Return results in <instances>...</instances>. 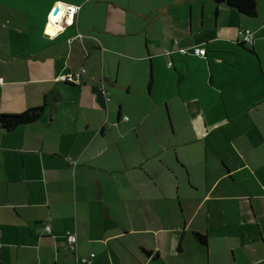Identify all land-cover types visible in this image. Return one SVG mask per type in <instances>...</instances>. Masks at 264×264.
<instances>
[{
  "label": "crops",
  "instance_id": "0c3cea01",
  "mask_svg": "<svg viewBox=\"0 0 264 264\" xmlns=\"http://www.w3.org/2000/svg\"><path fill=\"white\" fill-rule=\"evenodd\" d=\"M57 6L64 10L58 30L51 33L48 17ZM245 28L253 34L248 48L240 46L238 36ZM201 45L204 58L192 53ZM182 48L188 50L183 55L178 53ZM209 53L219 56L214 63L225 79L231 76L238 88L249 82L252 87L219 90L223 102L218 109L228 120L212 129L204 119L209 93L186 102L181 92V105L204 120L203 129L193 122L191 128L206 137L208 130L255 116L251 120L264 132V0L256 17L219 0H0V114H20L53 97L37 121L12 131L0 126V264H211L212 243L230 249L236 264H264V211L255 202L264 199V182L258 178L260 190L250 197L253 218L239 202L230 222L216 202L243 198L233 193L235 182L247 195L248 176L234 178L246 167L227 165L214 174L215 182L207 170L202 211L206 215L215 205L222 214L215 226L225 232L210 235L209 215L205 229L192 231L189 207L180 196L169 202L144 167L151 156H143L139 165L140 122L125 112L128 94H142L147 85L171 125L169 98L154 97L151 90L155 84L181 90L190 74L182 60L194 58L201 66L198 80L205 73L213 87L219 79ZM124 54L139 62V72L133 70L130 78L120 59ZM148 61L150 78L144 69ZM83 69L78 86L57 81ZM182 168L188 178L187 167ZM228 177L234 180L222 182ZM254 225L262 242L254 232L249 237V230L241 231ZM165 230L176 237L164 236ZM190 232L193 257L185 255L183 245L192 243ZM197 234L206 237L205 245ZM68 235L77 237L74 251ZM241 253L247 263H240Z\"/></svg>",
  "mask_w": 264,
  "mask_h": 264
},
{
  "label": "rangeland",
  "instance_id": "374dc122",
  "mask_svg": "<svg viewBox=\"0 0 264 264\" xmlns=\"http://www.w3.org/2000/svg\"><path fill=\"white\" fill-rule=\"evenodd\" d=\"M200 47L203 49L202 45ZM209 54L211 56L210 61L213 63L215 60H220L219 56H214L213 53ZM129 57H131L129 54L128 56L124 54L120 59L122 63L126 65V72L130 78L133 70L139 72V62L131 61ZM222 57L223 59H229L226 58L225 55ZM197 62V58L182 60V63H188L190 68V74L182 88L183 90H180L176 85L164 87L163 85L157 84H155L154 89L151 90V94L154 97L166 95L169 98L174 126H172V119L171 125L168 122L169 116L164 105L156 104L152 99L153 97L148 94L147 85L142 94L136 91L128 94L124 102V108L128 116L132 117L134 115L140 122L139 165L145 161L143 156H151L144 167L153 174V179L159 185L160 190L167 192L165 194L169 202H172L173 199L176 202L177 197L180 196L179 201H181L182 205L184 203L189 207L190 215L192 216V220L189 221V224L192 227V231L194 230V232L198 233L197 231L200 228L205 229L203 220L207 219L209 215L210 222L207 226V230H209L210 235L212 237L223 236L225 228L215 226L217 224L216 220L222 218V214L216 209V206L214 205V208H210V211L206 215L202 211L201 202H206L204 198L206 197L207 170L209 177H213V181L215 182L217 181V177L214 174L221 173L227 165L233 167H237L241 163L245 165L246 169L235 175L234 178L243 181L240 177L241 174L248 176L250 184L247 185V195L244 194L243 191L237 189L235 182L234 190L236 191H233V193L243 198L239 201L230 200L216 203H218V206L222 209L223 218L228 219L230 222L234 221V217H237L234 208H236L239 202L244 209L246 205L247 215L253 218L248 205L250 203V197L252 195H257L260 190L257 184L258 178L264 182V174H262L264 172V132H262L261 128L257 127L251 120L252 117H257L246 116L233 125L223 126L221 130H208V135L206 137L202 135L198 136L199 134L194 131L191 126L193 122L196 125H200V129H203V125H201L204 121L202 114L194 115L190 108L181 105V92L184 94L186 102L199 101L200 97H203L204 92L209 93L207 100L204 101L208 106L204 114V119L207 127H209L207 129H212L215 125L228 120L227 116L221 114L218 109L219 103L222 104L223 102L221 98L222 94L219 90H222L224 93H226L225 89L232 92L244 91L251 90L252 86L249 82L246 88H243V86L238 88V83H235V79L231 76L225 79L214 63L213 75L219 80H216L214 86L211 87L209 85V76L205 73L201 74V81L198 80L201 66L200 63ZM112 63L114 65V73H116L117 64L116 62ZM146 63L144 69L146 70L147 78H150V61ZM207 69H209L208 66ZM153 75L154 74H152V76ZM116 107H118L117 104ZM172 127H175L174 131ZM186 141H190L189 144H186ZM160 159H162L167 166L160 165ZM182 167H187L188 178H186L185 174L187 173L184 172ZM173 174H179L178 179H175ZM187 179L190 182H188ZM229 180L234 179H229L228 177L227 180L222 182H229ZM189 186L196 189V191L191 190ZM244 196L246 197L244 198ZM185 201H187L186 203L188 204H186ZM255 202L256 206L264 211V199H257ZM179 203H176L178 209H180ZM212 203L216 204L214 201H208L207 204L211 205ZM165 206L166 203L159 207V209L162 210V212L159 211L162 216L166 213L164 211ZM184 215H186V217L189 215L188 209L184 211ZM241 231L245 233L248 232L249 237L250 233L254 232L262 242V236L258 234L256 225L249 228L244 227ZM203 232H206V230H203ZM192 234L193 232L189 234L191 238L190 242L192 243L189 244L186 241L183 244L185 255L188 257L195 256ZM163 235L176 237V235L167 230L163 231ZM212 246L211 264H236V261L232 259L234 255H232L230 249L223 250L213 243ZM238 258L240 263L248 262L246 253H241V255H238Z\"/></svg>",
  "mask_w": 264,
  "mask_h": 264
},
{
  "label": "trees",
  "instance_id": "16d2710c",
  "mask_svg": "<svg viewBox=\"0 0 264 264\" xmlns=\"http://www.w3.org/2000/svg\"><path fill=\"white\" fill-rule=\"evenodd\" d=\"M223 1L227 6L235 9L237 12L245 16H248V17L257 16V8H258V4L260 0H223ZM240 46L248 48L249 46H252V44L249 46H246L245 44L240 43ZM193 49L194 48H192V53H193ZM70 85L78 86L76 84H70ZM49 98H53L52 95L46 97L44 105L40 107L27 109L26 111L20 114H0L1 128H3L6 131H12L13 129H15L16 127L20 125L30 124V123L37 121L39 117L41 116V114L43 113L44 107L46 106ZM54 99L58 101L59 95L56 94ZM196 236H197V240L201 244H204V245L206 244L205 236L198 235V234Z\"/></svg>",
  "mask_w": 264,
  "mask_h": 264
},
{
  "label": "built area",
  "instance_id": "2783aa9c",
  "mask_svg": "<svg viewBox=\"0 0 264 264\" xmlns=\"http://www.w3.org/2000/svg\"><path fill=\"white\" fill-rule=\"evenodd\" d=\"M59 7H63V6H57L56 8ZM54 8L50 15H49V21H48V26H50V31L51 33L55 32V30H58L59 26H58V21L60 20V17L63 13L64 7L62 9H59L57 14H54L55 9ZM76 12V8H72V16H74V13ZM69 23H72V19L70 20ZM46 30L48 31V28H46ZM252 32L250 29L245 28V29H241L238 32V36H239V42L245 44L246 46H249L251 44H253V36H252ZM188 50L187 49H179L178 53L180 54H185ZM193 54L196 56H205V50L200 49V48H194L193 49ZM85 72V70L83 69L82 71H80L79 73H74V74H67V75H62L59 78H57L58 82H63V83H69V84H76L79 85L80 84V78H81V74H83ZM125 120H127V117H124ZM68 239V244H69V248L71 250H76V244H77V237L76 235H68L67 236Z\"/></svg>",
  "mask_w": 264,
  "mask_h": 264
},
{
  "label": "water",
  "instance_id": "95a60500",
  "mask_svg": "<svg viewBox=\"0 0 264 264\" xmlns=\"http://www.w3.org/2000/svg\"><path fill=\"white\" fill-rule=\"evenodd\" d=\"M220 2H224L223 0H219ZM63 7H59V8H56L55 11H54V14H57L58 10L59 9H62ZM248 50V49H247Z\"/></svg>",
  "mask_w": 264,
  "mask_h": 264
}]
</instances>
